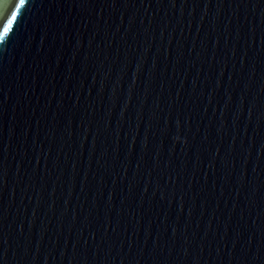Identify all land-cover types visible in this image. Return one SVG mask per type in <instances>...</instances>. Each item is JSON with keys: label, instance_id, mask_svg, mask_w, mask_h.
<instances>
[{"label": "water", "instance_id": "95a60500", "mask_svg": "<svg viewBox=\"0 0 264 264\" xmlns=\"http://www.w3.org/2000/svg\"><path fill=\"white\" fill-rule=\"evenodd\" d=\"M0 264H264V0H0Z\"/></svg>", "mask_w": 264, "mask_h": 264}]
</instances>
